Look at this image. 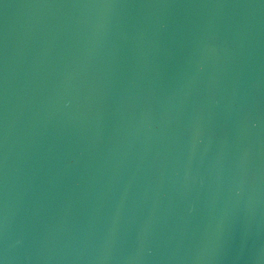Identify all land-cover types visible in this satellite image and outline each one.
<instances>
[{
  "label": "water",
  "instance_id": "95a60500",
  "mask_svg": "<svg viewBox=\"0 0 264 264\" xmlns=\"http://www.w3.org/2000/svg\"><path fill=\"white\" fill-rule=\"evenodd\" d=\"M0 264H264V0H0Z\"/></svg>",
  "mask_w": 264,
  "mask_h": 264
}]
</instances>
